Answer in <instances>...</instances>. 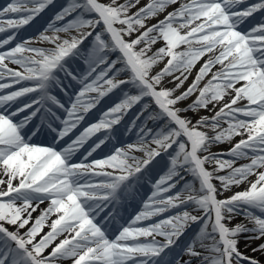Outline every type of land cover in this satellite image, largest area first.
Masks as SVG:
<instances>
[{"label": "snow or ice", "instance_id": "obj_1", "mask_svg": "<svg viewBox=\"0 0 264 264\" xmlns=\"http://www.w3.org/2000/svg\"><path fill=\"white\" fill-rule=\"evenodd\" d=\"M50 6L46 27L15 42ZM7 32L0 264H262L264 0H8ZM42 131L51 143H32Z\"/></svg>", "mask_w": 264, "mask_h": 264}, {"label": "bare ground", "instance_id": "obj_2", "mask_svg": "<svg viewBox=\"0 0 264 264\" xmlns=\"http://www.w3.org/2000/svg\"><path fill=\"white\" fill-rule=\"evenodd\" d=\"M143 2H144V0H141V3H143ZM171 10H172V8H169V11H171ZM159 18L162 19L163 16H161V17H159ZM149 23H150V24H151V23H156V20H151V21H149ZM37 34H38V33H37ZM37 34H35V35H37ZM35 35H32V36H35ZM32 36H29V37H32ZM20 40H21V39H20ZM34 46H41V45H34ZM159 46H160L159 44L156 45V47H159ZM154 50H155V49H154ZM202 62H203V59H202L200 62H198V63L196 64V66L193 68L191 75H189V78H188L187 82H186L185 85H184L185 88L188 86V84L191 83L192 79L195 77L196 71H198V69H199V67H200V64H201ZM13 67H15V66H13ZM162 67H163V63H161V64L158 66V68H156L155 70L158 71L159 68H162ZM166 83H167V81H166ZM169 86H171V85H169ZM185 103H187V101H186ZM110 106H111V105H109L108 107H110ZM181 107H183V105H181ZM201 114H204V113L201 112ZM187 115L192 116V113L189 112V113H187ZM98 117H99V116H97V119H98ZM195 118H196V117L193 116V119H195ZM35 125H36V123L33 121V127H35ZM236 139H239V137H237ZM132 140H133V139H132ZM219 147H220V148H223V149H227L228 147H230V145H229V144H221ZM215 150H217V149H216V148H213V151H215ZM246 162H247V161H244V160L238 161V163H246ZM234 190H236V189H234ZM149 194H150V192H149ZM149 194H148V195H149ZM145 199H146V198H145ZM46 207H47V202H44V203L40 204V206H39L40 209H43V208H46ZM140 209H141V208H140ZM140 209H139V211H140ZM39 214H40V210H39V209H38L36 212H33V214H32V219H33V221L35 220V218H36L37 216H39ZM51 219H55V216L53 215L52 217H50V218H49V221H47V224H50ZM152 222H155V218L153 219ZM8 227L11 229V226H8ZM49 230H50L49 227L45 226V227L43 228L42 231H43V233H47ZM38 238H39V237H37V239H38ZM63 238H64L63 235L59 236V237L57 238V240L54 241L53 244L50 245L48 249H46V253H45V254H47L48 252H50V251H51V248L54 247L56 243H59V240H60V239H63ZM240 248H241V251H247L248 254H251L250 249H245L243 243H241ZM262 263L264 264V261H262ZM60 264H71V260H63V261L60 262Z\"/></svg>", "mask_w": 264, "mask_h": 264}, {"label": "rangeland", "instance_id": "obj_3", "mask_svg": "<svg viewBox=\"0 0 264 264\" xmlns=\"http://www.w3.org/2000/svg\"><path fill=\"white\" fill-rule=\"evenodd\" d=\"M45 17L42 16V17L38 18V20L36 19L37 21H36V23H34V26H32V29L39 27L41 30H43V28L46 27V25H47V22H46L47 20Z\"/></svg>", "mask_w": 264, "mask_h": 264}]
</instances>
